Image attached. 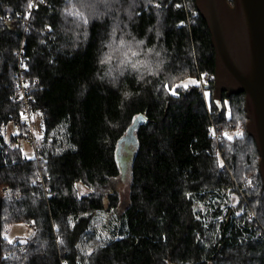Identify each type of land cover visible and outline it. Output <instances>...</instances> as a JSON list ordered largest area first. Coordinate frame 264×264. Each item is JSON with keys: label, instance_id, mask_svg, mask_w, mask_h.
I'll return each mask as SVG.
<instances>
[{"label": "trees", "instance_id": "1", "mask_svg": "<svg viewBox=\"0 0 264 264\" xmlns=\"http://www.w3.org/2000/svg\"><path fill=\"white\" fill-rule=\"evenodd\" d=\"M0 17L2 264H264L261 156L239 129L245 94L214 101L216 51L196 0H0ZM24 40L45 115L38 159L4 129L21 115ZM188 79L200 83L171 94ZM140 115L129 152L121 140ZM120 156L132 163L127 200ZM100 212L116 215L118 238L99 237Z\"/></svg>", "mask_w": 264, "mask_h": 264}, {"label": "water", "instance_id": "2", "mask_svg": "<svg viewBox=\"0 0 264 264\" xmlns=\"http://www.w3.org/2000/svg\"><path fill=\"white\" fill-rule=\"evenodd\" d=\"M196 4L208 23L216 51L214 101L222 109L224 92L227 96L245 94L247 129L261 156L264 181V0H233V4L196 0ZM146 122L140 115L121 141L134 144L135 129Z\"/></svg>", "mask_w": 264, "mask_h": 264}, {"label": "rangeland", "instance_id": "3", "mask_svg": "<svg viewBox=\"0 0 264 264\" xmlns=\"http://www.w3.org/2000/svg\"><path fill=\"white\" fill-rule=\"evenodd\" d=\"M31 120L36 123L37 129H34L35 134H33L32 129L29 126L22 128V131H23V136L21 137V142H23L22 151L26 157H28V158H35L36 157V159H38L37 153L39 152V150L43 146L42 140H43L44 127L41 125L42 118L39 114H35ZM248 121H249V119H248ZM12 123H13V121L8 122L6 128H4V129H8L7 132L5 131V135H7L8 141H9ZM246 124L248 126V122L243 124V126L240 124L239 129H241V130H242V128L244 129ZM247 131H248V129H247ZM232 132L234 134L237 131L233 130L230 133H232ZM28 134L33 136L34 139L36 140L35 145L30 144L26 138L24 139V136H27ZM38 137H40V138L38 139ZM23 139H24V141H23ZM13 141L14 140H12L11 143L14 145ZM127 156H128V154H127ZM131 164L132 163L130 160L123 159L120 156L119 165H120L121 173L117 179V183H118V186L120 188V191H121V194H122L124 200H127L128 196H129L130 187H131ZM4 190H5L4 187L0 188L1 202H2V195L6 194L8 192L7 189L5 191ZM238 202H239L238 195H232L230 204L236 205ZM209 206H210L209 203H197L195 206V211L196 212L200 211V212L204 213L208 209ZM94 225L97 227V234L99 235V237H102L103 239H107V240L112 239L114 237L118 238L116 235V232L119 230V222L117 221L116 215L114 213H112V212H100V213H98L95 217ZM5 229H8L9 231H12L13 233L15 231V232L21 233L23 235H30L32 233V231L34 230V226L32 225V227L30 228V226H24L23 224H17V225L10 224V225L5 226ZM10 234H12V233H10Z\"/></svg>", "mask_w": 264, "mask_h": 264}, {"label": "built area", "instance_id": "4", "mask_svg": "<svg viewBox=\"0 0 264 264\" xmlns=\"http://www.w3.org/2000/svg\"><path fill=\"white\" fill-rule=\"evenodd\" d=\"M17 18L22 19L23 14L19 13ZM7 20H13L12 16H8ZM2 21V18L0 17V22ZM15 67L17 69V85L15 92L12 96L13 102L18 105L21 109V115L19 116H11L10 122L13 121L11 126V132L9 136L8 144L12 148H22L23 142H21V137L23 136L22 128L24 127H30L32 129V133L35 134L34 129H37V125L34 121H32V117H34L35 114H39L42 118L41 125L44 127L45 122V115L43 111L40 108L34 107L33 104L35 102V98L33 96V89L38 85L37 81H32L27 74V58L25 54V40L20 47V49L17 51V57H16V64ZM23 114V116H22ZM26 117V119L24 118ZM216 138H218V135H215ZM27 139V141L30 144L36 143V140L33 136L28 134L27 136H24V139ZM23 139V141H24ZM14 140V145L11 143V141ZM38 157L41 155V150L37 153ZM36 158V157H35ZM6 190V189H5ZM4 190V191H5ZM249 217L252 218L253 214H249ZM32 225H30V228Z\"/></svg>", "mask_w": 264, "mask_h": 264}, {"label": "snow or ice", "instance_id": "5", "mask_svg": "<svg viewBox=\"0 0 264 264\" xmlns=\"http://www.w3.org/2000/svg\"><path fill=\"white\" fill-rule=\"evenodd\" d=\"M32 7V5L31 4H29V8H31ZM77 15H81L82 16V14H80V13H77ZM83 18V17H82ZM84 23H87V19H84ZM136 66H135V64H133V68H135ZM200 83V81H197V80H195V79H189V80H187V81H184V82H182L181 84H179V85H174L171 89H170V92H171V94H173V95H176L177 94V92H176V88H178V87H183V88H185V89H187L190 85H197V84H199ZM22 116H23V114H22ZM25 119H26V117H24ZM237 135H242L241 133H237ZM40 137H38V139H39ZM228 139H232V137L229 135L228 136ZM222 166V165H221ZM237 214H239V213H237ZM12 241L11 240H9V243H11Z\"/></svg>", "mask_w": 264, "mask_h": 264}, {"label": "flooded vegetation", "instance_id": "6", "mask_svg": "<svg viewBox=\"0 0 264 264\" xmlns=\"http://www.w3.org/2000/svg\"><path fill=\"white\" fill-rule=\"evenodd\" d=\"M126 148H127V150L130 152L131 151V147H132V144H129V145H124ZM123 150V149H122ZM125 153V152H124ZM126 154V153H125ZM124 157H125V155H124ZM123 159H126V158H123ZM128 160V159H127Z\"/></svg>", "mask_w": 264, "mask_h": 264}, {"label": "bare ground", "instance_id": "7", "mask_svg": "<svg viewBox=\"0 0 264 264\" xmlns=\"http://www.w3.org/2000/svg\"><path fill=\"white\" fill-rule=\"evenodd\" d=\"M37 87V86H36ZM35 107V106H34Z\"/></svg>", "mask_w": 264, "mask_h": 264}]
</instances>
